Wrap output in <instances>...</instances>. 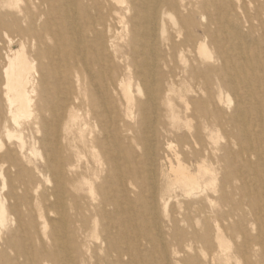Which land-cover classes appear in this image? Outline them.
I'll return each mask as SVG.
<instances>
[{
	"label": "bare ground",
	"instance_id": "obj_1",
	"mask_svg": "<svg viewBox=\"0 0 264 264\" xmlns=\"http://www.w3.org/2000/svg\"><path fill=\"white\" fill-rule=\"evenodd\" d=\"M0 264H264V0H0Z\"/></svg>",
	"mask_w": 264,
	"mask_h": 264
},
{
	"label": "rangeland",
	"instance_id": "obj_2",
	"mask_svg": "<svg viewBox=\"0 0 264 264\" xmlns=\"http://www.w3.org/2000/svg\"><path fill=\"white\" fill-rule=\"evenodd\" d=\"M40 158V157H39Z\"/></svg>",
	"mask_w": 264,
	"mask_h": 264
}]
</instances>
